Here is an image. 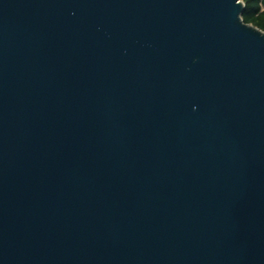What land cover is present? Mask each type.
Here are the masks:
<instances>
[{
	"label": "water",
	"instance_id": "95a60500",
	"mask_svg": "<svg viewBox=\"0 0 264 264\" xmlns=\"http://www.w3.org/2000/svg\"><path fill=\"white\" fill-rule=\"evenodd\" d=\"M243 0H0V264H264V30Z\"/></svg>",
	"mask_w": 264,
	"mask_h": 264
},
{
	"label": "trees",
	"instance_id": "16d2710c",
	"mask_svg": "<svg viewBox=\"0 0 264 264\" xmlns=\"http://www.w3.org/2000/svg\"><path fill=\"white\" fill-rule=\"evenodd\" d=\"M245 10L243 20L264 30V0H243Z\"/></svg>",
	"mask_w": 264,
	"mask_h": 264
}]
</instances>
